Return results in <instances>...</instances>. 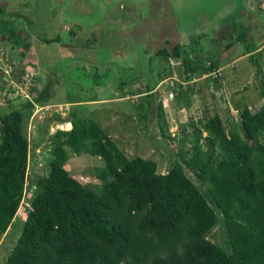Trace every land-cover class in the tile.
Here are the masks:
<instances>
[{
    "label": "trees",
    "instance_id": "obj_1",
    "mask_svg": "<svg viewBox=\"0 0 264 264\" xmlns=\"http://www.w3.org/2000/svg\"><path fill=\"white\" fill-rule=\"evenodd\" d=\"M241 5L238 0L235 6L239 9ZM3 13L0 6V14ZM238 14L235 12L234 16ZM0 28L9 29L7 38L29 59L30 45L26 40L16 43L10 20H0ZM246 31L247 24L238 23L236 36L224 47L229 49L245 42ZM73 33L70 30L67 35ZM105 33L99 38L113 48L123 38L114 37L116 40L110 42L108 39L119 32ZM67 35L62 42L59 35L44 37L42 41L70 50L76 48L75 60L80 61V53L86 57L99 39L81 37L87 39L84 43L79 38L68 40ZM255 45L254 50L246 47L244 53L252 55L259 49L256 52L263 57L264 45ZM163 48L157 53L182 61L179 70L183 68L186 81L206 75L205 79L212 78L220 87L219 56L196 59V48L191 46L193 53L184 54L180 44L171 51ZM112 59L125 64L118 57ZM38 65L32 64L27 71L26 67L21 68L20 73L13 74L14 79L9 73L1 75L0 88L4 85L11 92L15 90L14 99H22V103L11 101V109L0 113V237L22 204L26 205L27 198L29 205L24 209L21 233L0 264H264V73L259 82L261 98L254 109L243 106L237 122L232 120L228 126L218 113L191 120L192 138L182 134L179 139L169 132L163 98L160 99L157 124L174 155L165 172L158 171L154 159L128 156L108 131L72 108L64 116L54 115L61 123H69L70 128H58L50 136L48 168L32 174L29 158L37 143L31 141L27 131L28 119L34 106L48 104L44 99V80L47 76V81L56 77ZM37 67L40 69L36 72L41 74L38 78L46 75L42 86L37 78L38 85L35 82L28 86L33 96L22 95L19 84H24L27 72ZM145 82L147 90L138 93L143 98L144 115L153 95V81ZM175 86L172 95L189 107L197 88L184 90ZM83 152L103 159L104 164L95 167L100 191L86 186L65 167L71 154ZM220 220L226 234L223 247L208 236Z\"/></svg>",
    "mask_w": 264,
    "mask_h": 264
},
{
    "label": "rangeland",
    "instance_id": "obj_2",
    "mask_svg": "<svg viewBox=\"0 0 264 264\" xmlns=\"http://www.w3.org/2000/svg\"><path fill=\"white\" fill-rule=\"evenodd\" d=\"M237 1L0 0V6L5 10V13L0 14V20H10V23L15 27L16 35L13 38H16V43L20 42L19 40H26L31 51L29 59H25L22 49L16 50V44L7 38L10 36L7 32L9 29L2 31L0 28V82L3 80L1 75L4 73H9L11 79H14L13 74L20 73L21 68L26 67V71L31 70L32 64H38L37 58L48 63L49 58L46 55L51 54L52 49L56 51L58 46L49 45L48 49L43 47L42 40L44 37L51 38L59 35L62 42L67 35L65 27L69 25L74 31L73 34L67 35L70 40L81 37L97 39L102 35V32L103 35L106 34L105 32L115 33L118 27L125 25L127 29L115 35L108 34L113 35L108 40L113 42L117 37L118 39L129 38L132 47L135 46L137 49L140 47L148 55L146 60L143 52L140 58L144 66L142 71L139 70V73L144 75H140L134 71L137 65L135 60L139 58L135 52L137 57L133 56L134 61L129 58L128 63L120 65L118 60L112 58L118 57L120 60H125L130 50L122 52L121 49L118 50V47L113 48L111 43L107 44L106 40L103 41V38H99L93 44L95 48L86 57L84 55L83 58L80 53V61L75 60L78 56H74L76 48L73 50L65 48L66 56L71 57L72 55V60L67 59L61 70L55 73L56 77L53 80L47 81L48 76L45 79L46 75L44 74L38 78L37 76L41 75L40 72H36L40 69L39 67L32 72H27L26 83L19 84L22 95L33 96V93L28 89L29 83L32 85L36 82L38 85L39 79L40 81L45 79L44 83L47 82V84L43 86L44 99L48 103L43 106L40 103L34 106L33 113L28 119L27 131L31 141L37 143L30 153L29 171L32 174L46 171L51 157L50 136L58 128H70L69 123H61L54 115L64 116L72 108L78 109V112L101 125L128 156L140 155L144 158L154 159L158 164L159 172H165L174 158L172 150L161 135L157 124L156 111L160 99L163 98L168 130L179 139L182 134L192 138L191 120L218 113L223 118L225 125L228 126L232 120H237L238 112L243 106L254 109L261 98L259 82L264 73V55L262 57L256 52L259 49L253 51L252 55L244 52L246 47L254 50L255 42L264 45V0H250V4L247 0L249 12L240 10V17L235 18L233 12L230 14L223 12L222 9L227 7L228 3L235 4ZM214 6L216 10L213 8ZM128 10L133 13L126 18V22L117 20V17H126ZM216 14L218 16L226 15L228 20L231 19L230 21L238 20L239 26L246 23L245 42L235 43L226 49V42L232 41L236 36L237 28L234 27L223 42L216 45L218 52L204 51V53H208L204 54L200 36L197 39V44L191 45V41L187 42L191 38V34L185 43L180 44L184 54H192L194 51L191 50L192 46V48H196L193 54L196 59L219 56L222 81L220 87H217L212 78L205 79L206 75L202 79L192 78L186 81V77L182 73L183 68L179 70L182 65L179 58H171L170 55L156 52L163 43L167 42L166 39L172 40L173 28L178 34L195 30L196 32L202 31L201 28H203V32L208 37L209 34L206 30L208 23L219 22L218 19H213ZM108 20L115 23L108 26L106 22ZM142 23L145 25L143 29L134 28L136 31L139 30V35H136L137 32H131L134 29L132 27L130 29V26ZM102 24L103 26L100 27L99 25ZM213 29L214 27L211 26L209 31ZM80 40L87 43V39ZM164 46L166 47L163 48ZM123 47L128 46L123 45ZM162 48L170 51L171 44L168 46L163 44ZM113 49L115 53H113ZM257 61L261 64L260 66ZM50 64H52V60ZM37 78L38 80H36ZM163 78L165 79L162 80ZM146 79L153 81V86L150 87L153 88V95L150 97L152 104L144 115L141 108L143 98L138 93L147 90ZM42 81L39 87L42 86ZM175 85H180L182 89L185 88L184 90L197 88L191 95L189 107L182 105L178 99L176 100L175 95L168 96V92L177 88ZM2 86L3 88H0V113H5L11 109L13 104L10 103L11 101L14 104H20L22 99H14L15 90L11 92L7 86ZM66 101L71 103H63ZM103 164L101 157L83 152L79 155L71 154L65 167L71 175L81 180L86 186L100 191L101 182L96 177L95 167ZM187 173L199 185L193 175L189 171ZM200 188L204 191L203 186L200 185ZM207 199L210 205L216 208L209 196ZM25 202L26 205L23 203L19 208L9 229L0 237V263L6 260L21 233L26 213L24 209L29 205L28 198ZM208 236L214 243L222 247L225 245L226 234L221 220L212 228Z\"/></svg>",
    "mask_w": 264,
    "mask_h": 264
},
{
    "label": "flooded vegetation",
    "instance_id": "obj_3",
    "mask_svg": "<svg viewBox=\"0 0 264 264\" xmlns=\"http://www.w3.org/2000/svg\"><path fill=\"white\" fill-rule=\"evenodd\" d=\"M241 1V6L239 7V9H237L236 8V4H237V2L235 3V4H233V3H228V6L227 7H224V9H222L223 10V12L224 13H229L230 11V13H234L235 14V12L238 14V13H240V10H243V11H247V2H246V0H244V5H243V0H240ZM229 4H232L231 6L229 5ZM244 6V7H243ZM236 8L237 9V11H236V9L234 10V8ZM243 7V8H242ZM231 8H232V10H231ZM222 12V13H223ZM229 13V14H230ZM128 14H130V12L128 11L127 12V15ZM215 16H218L217 14L215 15ZM240 17L241 15H236V16H234L235 18L236 17ZM248 16V15H247ZM127 17V16H126ZM125 17V18H126ZM124 18V19H125ZM214 19H218V23H214V22H212V23H208V25H207V27H206V30H207V32H208V34H209V36L207 37L206 36V34L203 32V30L202 31H197L196 32V30L195 31H191V32H187V33H185V34H183L182 32L180 33V34H178V33H176V29L175 28H173L172 29V31H173V35H172V40L170 41L169 39H166L167 40V42L166 43H163V44H165V45H167L168 46V44H171V50H172V48H173V46L175 45V44H182V43H185L186 41L185 40H187V38L188 37H190L191 36V34H192V36H191V38L187 41L188 43H190V41H191V45L194 43V44H197L198 42H197V39H199V36L201 37L200 38V43L203 45V47H202V51H212V50H216V51H218V48L216 47V45H218L219 43H222L223 42V40L226 38V36L229 34V32H231L230 30L232 29H234V27L235 28H237V25H238V23H239V21L238 20H232V21H230V20H228L227 19V16L226 15H219L217 18H214ZM213 20V19H212ZM124 21H126V19L125 20H123V21H121V22H124ZM144 24L142 23V27H140L139 28V30H141V29H143L144 28ZM211 26H213L214 27V29L212 30V31H209V28H211ZM72 27V26H71ZM78 28V27H77ZM71 29V28H70ZM124 29H127V28H124L123 26H121V27H118V30H117V32H121V31H123ZM72 30V29H71ZM138 30V31H139ZM97 33H100V32H97ZM130 33V32H129ZM213 36V37H212ZM131 42V40L128 38V39H124V38H122L121 39V41L118 43V45H117V47H118V50H122V52L123 51H128L127 49H129L130 51H131V54H130V51H128V56L125 58V60L123 59V61H124V63H128V59L129 58H131L133 61H134V52L137 54V56L139 57V58H136V60H135V62H136V66H135V72L136 73H138V74H140V75H144V74H141V73H139V70H143L144 69V66H143V63H142V61H141V56H142V54H143V52H144V50H142V49H140V47L138 48L139 49V51H138V49L134 46V47H132V43H130ZM136 44V43H135ZM163 44H162V46H163ZM123 45H127L128 47H123ZM189 45V44H188ZM162 46H161V48H162ZM42 47V46H41ZM43 47H47L48 49L50 48V46L49 45H46L45 43H44V46ZM55 47H57V46H55ZM164 47H166V46H164ZM64 48L65 47H57V49H56V51H54L55 49H52V51L51 50H49V51H51L52 53L51 54H47L46 56H48L47 58H49V61H48V63H46V62H42V61H40V59H38L37 58V61H40V62H38L39 63V65L40 66H42L43 68H47V71L52 75V74H55V73H57V72H59L60 70H61V68L63 67V65H65V63H66V61H67V56H66V53H65V50H64ZM160 48V49H161ZM160 49H158V50H160ZM118 50H117V52H118ZM157 50V51H158ZM170 50V51H171ZM138 51V52H137ZM29 52H31L30 51V49H29ZM29 52H28V54H29ZM33 53V52H32ZM157 53V52H156ZM136 56V55H135ZM136 56V57H137ZM147 56L148 55H146L145 54V52H144V58L147 60L148 58H147ZM52 60V64H50V61ZM139 62V63H138ZM58 67H57V66Z\"/></svg>",
    "mask_w": 264,
    "mask_h": 264
},
{
    "label": "crops",
    "instance_id": "obj_4",
    "mask_svg": "<svg viewBox=\"0 0 264 264\" xmlns=\"http://www.w3.org/2000/svg\"><path fill=\"white\" fill-rule=\"evenodd\" d=\"M128 11L130 12V14H128L127 17L133 13L131 10H128ZM151 12H152V11H151ZM126 13H127V12H126ZM127 17H126V18H127ZM124 18H125V17H124ZM124 18H119V17H117V20H120V22H121V21L124 20ZM126 18H125V19H126ZM106 22H107V25H108V26H110V25H112L113 23H115L114 21H111V20H108V21H106ZM124 22H126V21H124ZM103 24H104V23H103ZM103 24H102V25H99V26L101 27V26H103ZM118 25H119V24H118ZM138 25H139V26H138ZM123 27L126 28L125 25H123ZM131 27H132V29H134V28H135V29H139L140 27H142V24H135L134 26H130V29H131ZM70 28H71L70 25L67 26V27H65V29L67 30V32H69V31L71 30ZM135 29L132 30L131 32H133V31H134V32H137L136 35H139L138 31H136ZM201 30H203V28H201ZM165 78H166V77H165ZM165 78H163L162 80H164ZM162 80H161V81H162Z\"/></svg>",
    "mask_w": 264,
    "mask_h": 264
},
{
    "label": "built area",
    "instance_id": "obj_5",
    "mask_svg": "<svg viewBox=\"0 0 264 264\" xmlns=\"http://www.w3.org/2000/svg\"><path fill=\"white\" fill-rule=\"evenodd\" d=\"M25 83H26V82H25ZM18 92H20V93L22 94V91H21V89H20V88H19ZM168 96L172 97L173 95H172V93H171V92H169V93H168Z\"/></svg>",
    "mask_w": 264,
    "mask_h": 264
}]
</instances>
